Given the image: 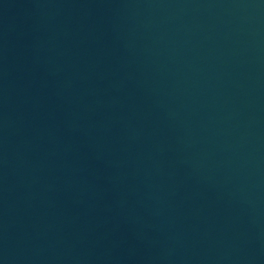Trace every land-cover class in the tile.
I'll return each mask as SVG.
<instances>
[{
	"label": "water",
	"instance_id": "water-1",
	"mask_svg": "<svg viewBox=\"0 0 264 264\" xmlns=\"http://www.w3.org/2000/svg\"><path fill=\"white\" fill-rule=\"evenodd\" d=\"M0 264H264V0H0Z\"/></svg>",
	"mask_w": 264,
	"mask_h": 264
}]
</instances>
